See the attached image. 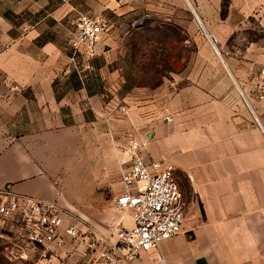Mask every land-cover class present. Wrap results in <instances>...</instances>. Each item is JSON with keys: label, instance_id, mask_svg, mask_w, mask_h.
I'll use <instances>...</instances> for the list:
<instances>
[{"label": "crops", "instance_id": "1", "mask_svg": "<svg viewBox=\"0 0 264 264\" xmlns=\"http://www.w3.org/2000/svg\"><path fill=\"white\" fill-rule=\"evenodd\" d=\"M96 1L115 19L168 16L184 34L185 51L170 55V78L141 84L129 48L108 34L92 69L80 75L71 43L44 36L49 17H64L48 12L49 0L28 8L39 12L34 24L23 18L24 7L0 12V105H9L0 108V188L57 203L85 232L115 240L118 228L134 225L116 198L135 133L146 162L174 165L188 204L183 231L161 244L167 264H264V99L253 86L264 42L223 56L225 42L213 35L218 52L213 42H196V56L187 53L193 15L204 29L198 17L203 24L221 17L223 0ZM231 3L227 17H264V0ZM17 24L21 35H13ZM1 82L15 101L1 94ZM32 255L36 264H109L70 238L61 250L40 247ZM154 255L119 264H155Z\"/></svg>", "mask_w": 264, "mask_h": 264}, {"label": "built area", "instance_id": "2", "mask_svg": "<svg viewBox=\"0 0 264 264\" xmlns=\"http://www.w3.org/2000/svg\"><path fill=\"white\" fill-rule=\"evenodd\" d=\"M110 30L102 15H83L77 23L72 42L73 59L85 58V68L92 69L91 60L98 55L100 43ZM215 43V36L209 35ZM258 99L264 98V67L255 83ZM128 167L121 169L122 192L116 198L121 209L131 210L134 225L120 227L115 240L82 231L71 222L57 203L18 194L0 188V241L9 244L10 253L17 259H28L38 248L61 250L71 239L74 246L83 244L93 249L109 264L131 262L142 252H154L155 264H167L161 244L183 231L187 202L175 176V167L165 161L146 162L139 150L143 144L130 133Z\"/></svg>", "mask_w": 264, "mask_h": 264}, {"label": "rangeland", "instance_id": "3", "mask_svg": "<svg viewBox=\"0 0 264 264\" xmlns=\"http://www.w3.org/2000/svg\"><path fill=\"white\" fill-rule=\"evenodd\" d=\"M44 2L45 0H37L36 3L42 4ZM34 4V0H0V12L4 14L10 12L13 14V10L24 7L26 8V14L23 15V18L29 21V23L34 24L38 19L39 12L34 13L28 9ZM231 4V0H223L222 16L208 18L207 22H204V24L198 15L200 18H198L199 22L201 20L203 24L202 26L205 25L206 27L204 29L199 25L195 15H193V44L192 46L187 47V53L190 52V55L196 56L198 51V45H196V42H212L209 35H216L221 42H225V50L221 48V44L219 46V50L223 56L227 55L226 51L234 50V48L238 55H242L244 47L249 42H264V17L256 14L249 17H227L226 13L228 11L232 12ZM101 5L102 3L96 0H49L46 7L48 12L52 13L56 10V14H62L64 17L61 20L49 17L47 23L49 29L44 35L45 38L71 43L73 51L71 66L76 71L77 69L82 70L85 68V58L82 54H79L74 60V49L72 47L78 20L83 15H102L106 19L107 25L110 27V30L108 31L109 36L123 46H127L130 50L131 58L134 63L133 66L135 68V72L132 76L134 80H137V82L141 84L153 86L170 78L171 73L174 72L173 66L169 64L170 55H182L185 51L182 45L179 44L180 40L184 37L180 27L174 24V22L169 21L168 16L144 17L143 12L126 17L120 16L115 19L112 16L100 12ZM29 14L32 15V17L29 16ZM10 19L13 20L14 18L10 16ZM114 21V26H111ZM232 26L236 28L234 32L231 31ZM2 28V24L0 23V40H2L3 35ZM207 30L209 32H207ZM23 31L24 29L17 24L14 26L13 35H21ZM175 43L176 46L174 47ZM214 46L217 48L215 43ZM89 70L91 69L83 70L82 75ZM1 78L2 76L0 77V80ZM256 82L253 83L254 89ZM2 84L5 85L1 90V94L6 97V100H8V98L14 95V91L11 92L8 82ZM12 97L13 101H15V97ZM8 107V101H5L2 106L0 105V108ZM137 139L139 140L138 137ZM125 167L128 166L123 164L121 169ZM60 210L66 215V218L69 221H76L70 216L67 210L62 208ZM87 232L88 231H86V233ZM8 245L9 244L5 245L0 241V264L37 263L39 257L37 255H32L33 253L28 259L15 258L10 253L9 248H6Z\"/></svg>", "mask_w": 264, "mask_h": 264}, {"label": "bare ground", "instance_id": "4", "mask_svg": "<svg viewBox=\"0 0 264 264\" xmlns=\"http://www.w3.org/2000/svg\"><path fill=\"white\" fill-rule=\"evenodd\" d=\"M199 18V17H198ZM200 19V18H199ZM200 22H201V20H200ZM201 24H202V22H201ZM203 25V24H202Z\"/></svg>", "mask_w": 264, "mask_h": 264}]
</instances>
